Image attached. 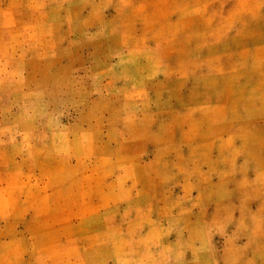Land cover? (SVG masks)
Listing matches in <instances>:
<instances>
[{
  "label": "rangeland",
  "instance_id": "rangeland-1",
  "mask_svg": "<svg viewBox=\"0 0 264 264\" xmlns=\"http://www.w3.org/2000/svg\"><path fill=\"white\" fill-rule=\"evenodd\" d=\"M0 264H264V0H0Z\"/></svg>",
  "mask_w": 264,
  "mask_h": 264
}]
</instances>
